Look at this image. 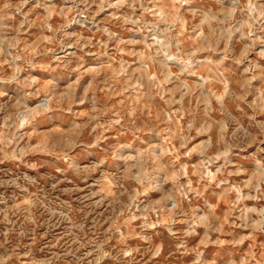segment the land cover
Returning a JSON list of instances; mask_svg holds the SVG:
<instances>
[{"label":"rangeland","instance_id":"obj_1","mask_svg":"<svg viewBox=\"0 0 264 264\" xmlns=\"http://www.w3.org/2000/svg\"><path fill=\"white\" fill-rule=\"evenodd\" d=\"M0 264H264V0H0Z\"/></svg>","mask_w":264,"mask_h":264}]
</instances>
